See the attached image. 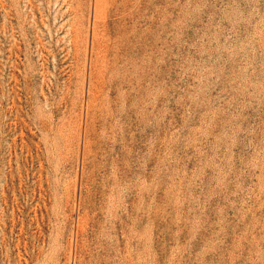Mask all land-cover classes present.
Instances as JSON below:
<instances>
[{
	"label": "rangeland",
	"instance_id": "1",
	"mask_svg": "<svg viewBox=\"0 0 264 264\" xmlns=\"http://www.w3.org/2000/svg\"><path fill=\"white\" fill-rule=\"evenodd\" d=\"M0 264H264V0H0Z\"/></svg>",
	"mask_w": 264,
	"mask_h": 264
}]
</instances>
